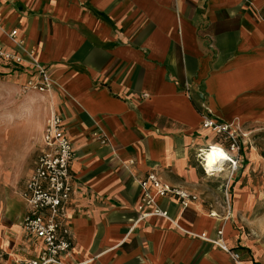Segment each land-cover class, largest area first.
<instances>
[{
  "label": "crops",
  "instance_id": "0c3cea01",
  "mask_svg": "<svg viewBox=\"0 0 264 264\" xmlns=\"http://www.w3.org/2000/svg\"><path fill=\"white\" fill-rule=\"evenodd\" d=\"M0 44L37 59L55 82L37 94L47 117L63 116L75 150L70 263L235 264L198 237L221 228L244 264H264L233 214L210 215L220 195L202 186L195 164L215 141L202 115L242 131L264 127V0H0ZM27 79L9 69L0 88ZM150 173L198 199L158 198L167 218H141L138 182ZM233 192L237 208L240 185ZM27 237L29 257L37 244Z\"/></svg>",
  "mask_w": 264,
  "mask_h": 264
},
{
  "label": "built area",
  "instance_id": "2783aa9c",
  "mask_svg": "<svg viewBox=\"0 0 264 264\" xmlns=\"http://www.w3.org/2000/svg\"><path fill=\"white\" fill-rule=\"evenodd\" d=\"M14 35V31L9 33L11 38ZM9 69L23 71L29 76L20 87L23 93L50 92L54 88L55 82L49 76L44 64L30 55L13 52L0 44V79ZM201 126L216 138L215 141L210 142L212 144L208 143L202 148L205 151L212 147L220 149L226 157L221 165L222 169L208 172L206 161H203L202 148L196 154L197 161L206 176L213 177L227 172L224 178L226 187L223 206L226 207L224 218H229L231 204L228 188L244 162L242 147L246 134L240 128L232 127L210 113L202 115ZM37 153L33 169L20 190L25 212L19 222L22 231L36 242L37 252L12 264H74L68 261L74 247L68 211L75 194V176L71 171L75 150L66 134L64 118L56 110H52L44 122L41 146ZM214 167L216 168L217 165ZM138 184L142 192L141 218L149 216L167 218V212L160 206L158 198L167 197L182 206L198 199L193 192L163 182L153 173L148 174ZM209 213L211 216H218L216 211L210 210ZM198 237L218 246L235 264H244L237 249L226 243L221 228L217 229L212 237L205 232Z\"/></svg>",
  "mask_w": 264,
  "mask_h": 264
},
{
  "label": "rangeland",
  "instance_id": "374dc122",
  "mask_svg": "<svg viewBox=\"0 0 264 264\" xmlns=\"http://www.w3.org/2000/svg\"><path fill=\"white\" fill-rule=\"evenodd\" d=\"M1 82L5 80L2 78ZM48 107V101L37 92L23 93L17 88L5 93L0 88V264H11L13 260L25 258L28 253L29 238L19 226L24 210L20 190L32 168ZM244 132V162L237 172V178L234 177L228 188L230 217L233 214L241 222L239 229L244 233V242L253 251L254 258H262L264 261V127L248 128ZM212 137L216 139L214 135ZM195 159V164L200 167L199 171L204 176L202 186L220 195L214 203L221 211L211 209L225 217L223 195L227 172L208 177L196 156ZM244 171L247 173L245 177H241ZM239 185L242 189L241 200L236 208L233 206L236 192L233 191ZM256 247L260 253L258 257Z\"/></svg>",
  "mask_w": 264,
  "mask_h": 264
},
{
  "label": "bare ground",
  "instance_id": "6f19581e",
  "mask_svg": "<svg viewBox=\"0 0 264 264\" xmlns=\"http://www.w3.org/2000/svg\"><path fill=\"white\" fill-rule=\"evenodd\" d=\"M201 150H203L202 152V156L204 158L203 161H206V168L209 170L208 172H210L211 170L222 169L221 165L223 164V160H226V157L224 156V153L222 150L216 149L214 147H212L208 151H205L204 148H202ZM216 165L217 167L215 168L214 166ZM255 252H256V256L258 257V255L260 254L258 247L255 248ZM87 262L89 261L87 260Z\"/></svg>",
  "mask_w": 264,
  "mask_h": 264
}]
</instances>
